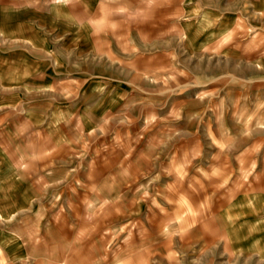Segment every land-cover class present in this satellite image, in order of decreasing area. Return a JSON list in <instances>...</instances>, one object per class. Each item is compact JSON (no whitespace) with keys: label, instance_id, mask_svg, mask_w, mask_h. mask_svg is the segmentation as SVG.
<instances>
[{"label":"rangeland","instance_id":"1","mask_svg":"<svg viewBox=\"0 0 264 264\" xmlns=\"http://www.w3.org/2000/svg\"><path fill=\"white\" fill-rule=\"evenodd\" d=\"M110 1L0 0V264H264V0Z\"/></svg>","mask_w":264,"mask_h":264},{"label":"crops","instance_id":"2","mask_svg":"<svg viewBox=\"0 0 264 264\" xmlns=\"http://www.w3.org/2000/svg\"><path fill=\"white\" fill-rule=\"evenodd\" d=\"M84 2V9H85V16L84 18L79 20V25L83 24L87 30H89L91 27H93V22H97L100 17H101V13H100V7L101 5L105 4L106 0H82ZM111 3H115V0H111ZM166 0H158L157 3L159 5V8L157 9L160 12V17L158 20L154 21L152 19L149 18L148 22H149V26L154 28L155 25L159 26V30H161V28L164 29V33L166 32V14H167V8H166ZM106 5H111V4H106ZM54 6V5H53ZM63 6H69V4L66 1H63ZM70 8V6H69ZM49 10L50 9V5H49ZM82 11V10H81ZM80 13L83 14V11ZM185 16L187 17L185 20L187 22H185L184 26L187 28H194V26H196V29L199 27L200 23L203 22L202 19L199 22L197 16L193 15V13H195L197 10L196 8L193 7H186L185 8ZM53 16L55 17L54 13L52 12ZM70 14H71V8H70ZM83 16V15H80ZM71 17V15H70ZM70 17L68 16L67 13H64L63 19L67 20L68 23H70ZM78 18V16H77ZM193 19H196L195 21H193ZM81 26H78V28H80ZM54 29V27H53ZM109 35H93L89 36L88 35V39H84V43L89 44L92 43V47L88 49V53L91 54V57H93L95 60L97 59L100 64H102V67L100 70H96V61L93 60L94 64L92 63L90 65V67L93 68V74L97 75V81L96 83L92 82L94 89L95 90H99L102 89L103 86H108V89L106 88V91H108L109 89H115V87H117L119 82H122L123 80H120L119 77L121 74H126L128 75V70L133 66V62L131 59H127V58H122L119 59V56H113V52L112 51H108L106 46H99L100 44H105V45H111L110 42H112L111 37L106 38ZM80 37L83 38V36L80 34ZM188 41L192 43L191 38L197 41V35L195 34V37H193V33L191 32L190 36L188 37ZM164 40H166V37L164 38ZM209 43V41H208ZM207 43V44H208ZM101 48H102V52H107V56L102 57L101 54H105L101 52ZM101 59V60H99ZM117 61H123L124 65L123 67H119L117 65ZM118 69V70H117ZM117 70V72H116ZM85 74H89L90 72H85ZM127 82V80H124ZM131 84V82H129ZM107 93V92H104ZM116 99V98H114Z\"/></svg>","mask_w":264,"mask_h":264}]
</instances>
